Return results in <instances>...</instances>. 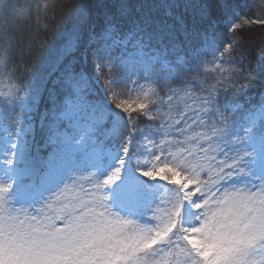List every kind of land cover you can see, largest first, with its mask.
Masks as SVG:
<instances>
[{
	"label": "snow or ice",
	"instance_id": "snow-or-ice-1",
	"mask_svg": "<svg viewBox=\"0 0 264 264\" xmlns=\"http://www.w3.org/2000/svg\"><path fill=\"white\" fill-rule=\"evenodd\" d=\"M180 6L181 0L139 5L113 0L98 33L89 0H72L74 27L48 52L43 72L34 68L19 81L12 111L0 113V132L6 134L0 136V166L7 170V178H0V264H264V176L253 174L255 153L247 146L256 115L247 117L242 133L232 139L229 117L214 102V85L207 96L194 97L187 86L161 85L156 71L157 63L191 44L193 28L177 13ZM256 7L260 14L233 23L226 40L218 42L208 29H198L205 52L194 50V62L199 65L210 53L214 68L223 73L232 57L243 58L246 33L253 26L264 29V0ZM199 21L210 23V5L201 8ZM129 44L141 55L131 60L120 55ZM14 55L10 41L3 40L0 65ZM237 67L241 71H230L227 83L243 91L256 69L243 59ZM178 78L179 70L167 76ZM145 84L154 87L145 90ZM192 87H198L195 81ZM46 93L49 106L41 112ZM181 94L183 105L176 102ZM34 113H40L42 136L35 154L28 144L37 133ZM5 119L13 127H4ZM142 119L160 139L142 133ZM259 120L264 128V106ZM117 140L115 167L100 176ZM143 153L153 161L137 164L139 176L175 189L151 208V226L115 212L107 191L121 181L128 158L138 161ZM84 176L87 184L75 178ZM18 181L25 195L52 185L54 196L43 199L38 210L14 207L10 194ZM149 191L132 177L116 196L136 207ZM186 208L193 213L190 221Z\"/></svg>",
	"mask_w": 264,
	"mask_h": 264
},
{
	"label": "trees",
	"instance_id": "trees-1",
	"mask_svg": "<svg viewBox=\"0 0 264 264\" xmlns=\"http://www.w3.org/2000/svg\"><path fill=\"white\" fill-rule=\"evenodd\" d=\"M154 0H131L134 5L141 3H152ZM260 0H181V6L177 9V13L183 15L193 28V37L191 44L184 53H178L175 56L169 55V73L179 70V78L168 80L160 79L161 85L170 83L173 88L182 89L185 86L192 87V82L198 85L194 90L203 97L207 96L209 86H215L213 98L216 106L227 109V115L232 127L242 124L245 116L253 112L257 108L264 106V29L259 26H253V30L246 33L244 57L239 54L231 59L232 64H224V72L214 68L212 56L207 53L201 57L202 63L197 65L192 53L193 51L205 52L200 47L201 39L196 36L198 29H208L214 38L219 42L226 40L229 35V28L233 23L238 22L242 17L259 15L260 10L256 5ZM72 0H0V47H3V40L10 41L11 50L15 55L11 57L6 64L0 65V113L12 111L13 102L17 96L16 88L21 79H26L31 71L35 68L38 71H44V61L50 50L60 46L66 33L74 27V14L71 12ZM91 7V23L96 32H100L103 26L104 15L107 8L113 3V0H89ZM211 6V21L209 24H202L199 21L200 11L202 7ZM6 33V35H5ZM103 37H100V41ZM105 41L102 40L101 43ZM106 42V41H105ZM132 47L130 46V49ZM79 53L77 56L79 57ZM244 60L245 66H251L256 69V73L245 81L243 91L232 90V86L227 83L229 72H239L241 69L237 65ZM186 65L190 66L186 67ZM88 71L94 73V65L89 61L87 65ZM223 77L218 79V77ZM55 77H53V80ZM181 79L183 83H181ZM50 84V88H51ZM154 87V86H153ZM193 88V87H192ZM27 90H25L26 92ZM57 88V92L59 93ZM167 89L160 91V96H164ZM19 95H25L24 92ZM47 93L43 102L40 104V111L43 112L48 107ZM229 109H234L230 110ZM37 127V133L34 138L31 137L29 143L30 151L35 147L36 151L42 144V136L39 134L40 113H34ZM149 122L146 119L141 120V129H144ZM4 127H13L10 120H3ZM261 133L263 128L260 127V120L254 130ZM6 134L0 132V136ZM14 139V137H13ZM119 141L115 142V147L110 158L98 170L100 176L108 174L115 167V161L119 158L118 151ZM4 145L0 141V151H3ZM259 155L264 160V149ZM79 183L86 181L87 177H75ZM127 182L121 181L117 185H113L108 189L110 200L119 201L116 196L121 184ZM45 187L37 188L42 190ZM150 190V189H149ZM174 190L167 187H160L154 193L157 202L159 200H167L168 196ZM148 193V194H149ZM24 195L22 186L18 181L15 190L10 194L12 203L14 198ZM148 195L142 202L146 203ZM110 206L111 203L109 201ZM163 206V205H162ZM113 207V206H112ZM114 210V207H113ZM118 214L125 217L121 212ZM126 218L135 220L141 224L151 226L154 221L151 220V214H146L143 210H138L134 214L128 215Z\"/></svg>",
	"mask_w": 264,
	"mask_h": 264
},
{
	"label": "rangeland",
	"instance_id": "rangeland-1",
	"mask_svg": "<svg viewBox=\"0 0 264 264\" xmlns=\"http://www.w3.org/2000/svg\"><path fill=\"white\" fill-rule=\"evenodd\" d=\"M102 40H104V38H102ZM101 40V41H102ZM100 41V42H101ZM105 41H103L102 43H104ZM130 46L132 47L130 49ZM120 55H127L129 57V59H133L135 57H137L138 55H141L139 53H137L135 51L134 45L129 44L127 49L121 47L120 49ZM169 60L167 59V62H160L157 63L156 65V71L158 73V75L160 76V79H164L167 78V76L169 75V71H170V67L168 65ZM149 87H153V85H144L145 90H147ZM183 89V88H182ZM188 89L190 90V94L194 97H203V95L199 94L197 91H195L192 87H188ZM131 95L133 97H135L136 93L133 92L131 93ZM183 101H184V97L183 94H181V96L176 97V102L183 105ZM197 107L199 106L198 104L196 105ZM219 107V106H217ZM222 111H225L227 114V109L219 107ZM261 108H257L255 109L253 112L249 113L247 116H245L242 124H240L239 126L235 127L234 129L230 130V134L232 139H236V135L235 134H240L242 133V127L246 122L247 117L255 114L257 117V122L259 120V113H260ZM230 111V110H229ZM142 133L144 135H147L149 138L152 139H160V136L158 135V133L156 132L155 128L149 127L148 125L144 128L141 129ZM264 136V128L263 131L261 133H257L255 131H253V133L250 136V142L248 143V148L249 150L254 151L255 153V159L253 160L252 164H253V174L255 176H264V160L263 158L259 155L260 151L262 149H264V145H262L260 143V137ZM171 138V137H169ZM31 141V137H29L28 139V144ZM139 142H143V143H148L149 147H151V143L148 141H144L142 137L138 138ZM4 150V149H3ZM173 151H175V149H173ZM33 154H35L36 148L33 147L32 151ZM166 156V154H164ZM163 159V157H162ZM153 161V158L149 156L148 153H143L142 154V158L140 160H135L133 158H128L126 166L122 172V178L123 181L124 180H129L132 177H135V179L141 181L142 183H144L145 185H147L148 189H150L151 191H155L157 189H159L160 187H167L169 189L175 190L174 187L172 185L167 184L166 181H151L148 180L145 177H140L138 174V170H137V164H141V165H148L150 166L151 162ZM2 167V166H0ZM7 172V170H6ZM5 172V173H6ZM4 178H7L6 175L4 174ZM80 181V180H79ZM82 184H87V180L86 181H81ZM120 188V187H119ZM53 190V186L52 185H48L45 187V189H42L40 191L34 190L33 192H31L30 194L24 195V197L21 198H14V202H13V206L14 207H32V206H37L36 209H29V211H34V210H38L39 203L45 199L46 197H53L54 193H52ZM155 203H157V198L155 196L154 193H149L148 194V198L145 204L141 203L136 207H128L123 205L120 201L117 203V209L121 210L122 213H135V211L138 210H143L145 213L147 214H151V208L155 205ZM185 217L190 221L192 218V210L190 208H186L185 212H184Z\"/></svg>",
	"mask_w": 264,
	"mask_h": 264
}]
</instances>
